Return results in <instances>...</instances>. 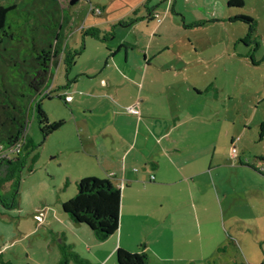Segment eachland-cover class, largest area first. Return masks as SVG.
<instances>
[{
	"label": "rangeland",
	"instance_id": "1",
	"mask_svg": "<svg viewBox=\"0 0 264 264\" xmlns=\"http://www.w3.org/2000/svg\"><path fill=\"white\" fill-rule=\"evenodd\" d=\"M9 1L14 0L0 3ZM23 1L24 4L19 2L21 6L30 9L46 5L54 10L56 6L61 13L70 14V27H64L63 32L68 48L80 52L69 71L64 63L63 71L52 70L55 90H51V98L41 101L50 121L62 119L67 114L65 107L69 108L57 93L68 88L69 79L71 84L89 60H105L101 59L103 54L116 44L111 39L114 31L117 38L138 40L150 51L162 47L158 59L161 64L187 62V70L173 67L171 74H177L182 81V101L188 94L190 112L205 109L211 114L217 146L213 150L214 162L222 165L213 172L207 186L202 182L193 192L194 201L183 189L182 200L187 199L181 206L184 223L173 233L176 255L191 258L193 264H264V172L249 165L255 163L264 168V141L258 139V129L264 123V0H242L241 6H228V0H77L74 4L70 0ZM93 8H100V13H93ZM90 26L109 33L107 38L84 35ZM204 82L208 86L201 87L202 98L194 97L193 85ZM185 87L190 91L186 93ZM182 105L185 106L184 101ZM217 115L219 122H215ZM204 119L192 120L199 123ZM70 132L71 124L64 122L43 140L31 110L24 131L30 143L25 152L27 166L21 173L19 204L9 208L0 202V221L4 214L14 223L20 216L30 214L36 204L56 209V194L67 199L74 196L76 184L69 175L76 173L78 166L74 165L75 153L67 152L76 145V140L70 144L74 142ZM239 157L245 166L237 170L231 165L239 163ZM3 194L10 199L9 183L4 185ZM46 231L42 227L8 252L16 251L17 260L22 262L28 257L36 264L49 262L50 256L58 255L60 247L48 244L51 236ZM30 241L33 245H29ZM179 261L174 264H185ZM151 264L156 262L152 259Z\"/></svg>",
	"mask_w": 264,
	"mask_h": 264
},
{
	"label": "crops",
	"instance_id": "2",
	"mask_svg": "<svg viewBox=\"0 0 264 264\" xmlns=\"http://www.w3.org/2000/svg\"><path fill=\"white\" fill-rule=\"evenodd\" d=\"M111 39L116 40V44L103 54L101 59L105 60L98 63L89 60L71 84L69 79L68 88H61L57 94L69 107H65L67 114L62 120L72 126L70 134L74 142L70 144L76 140V145L67 152L75 153L77 163L74 165L78 169L69 177L73 184L88 176L105 178L120 189L118 229L108 238L96 240L86 225L74 222L61 211L60 204L67 198L56 194V209L36 204L29 210L30 214L20 216L14 223L2 214L0 264H36L31 257L26 262L19 261L16 251L14 254L8 251L42 227L51 236L48 244L55 248L65 244L74 252L76 258L67 264H117V248L145 251L148 264L152 259L156 264H174L179 260L192 263L191 258L176 255L173 233L184 223L181 206L187 199L182 200L183 189L194 201L193 192L202 182L207 186L213 172L222 165L214 162L213 150L217 146L213 141L212 116L205 109L190 112L188 94L183 100L185 106L182 105V81L171 71L173 67L187 70V62L164 65L158 61L162 47L150 51L138 40L117 38L115 31ZM62 63L59 59L52 70L63 71ZM53 77L48 84L50 90H55ZM207 83L193 85L194 97L202 98L201 87L206 88ZM188 91L190 89L185 87V92ZM66 97L70 100L66 101ZM131 105L137 108L138 114L126 110ZM218 116L215 122H219ZM195 117L205 119L197 123L192 120ZM260 130L258 139L264 141ZM233 141L232 136L230 142ZM237 159L239 163L231 166L239 170L245 165L244 160ZM249 165L264 172L262 166ZM38 214L41 220L35 218ZM185 229L189 230V226ZM32 243L30 241L29 245ZM58 252L53 258L49 257V262L39 261L38 264H58L60 248Z\"/></svg>",
	"mask_w": 264,
	"mask_h": 264
},
{
	"label": "trees",
	"instance_id": "3",
	"mask_svg": "<svg viewBox=\"0 0 264 264\" xmlns=\"http://www.w3.org/2000/svg\"><path fill=\"white\" fill-rule=\"evenodd\" d=\"M19 2L24 4L23 0L0 3V144L10 146L24 139L16 157L0 159V202L5 207L18 205L21 173L27 166L25 152L30 143L24 131L31 110L43 140L64 124L62 119L50 121L41 107L43 98H51L41 95L51 78V67L60 59L69 71L75 56L80 53L68 48L63 32L64 27H70V14L61 13L56 6L54 10L46 5L30 9ZM233 5L241 6L242 0H228V6ZM108 34L96 27L84 31V35L100 40H105ZM58 97L62 98L61 95ZM260 127L261 137L264 136V123ZM7 183L11 185L10 199L3 194ZM75 184L74 196L61 202V211L74 222L86 225L98 241L114 234L119 223L120 189L109 179L95 176L79 178ZM59 247L61 259L58 264H67L76 258L65 244ZM115 258L117 264H148L145 251L117 248Z\"/></svg>",
	"mask_w": 264,
	"mask_h": 264
},
{
	"label": "built area",
	"instance_id": "4",
	"mask_svg": "<svg viewBox=\"0 0 264 264\" xmlns=\"http://www.w3.org/2000/svg\"><path fill=\"white\" fill-rule=\"evenodd\" d=\"M92 12L100 13V10L99 8H93ZM50 92H51L50 88L47 87L41 92V95L47 96V95H50ZM65 99L66 101H69L70 97H66ZM126 110L131 114H138V110L134 105L128 106ZM23 141L24 140L21 139L15 144L10 145V146H4L3 144H0V159H4V158L12 159L16 157L21 150V145ZM235 151L236 150L232 148L231 152L235 153ZM35 218L37 220H41V214L36 215Z\"/></svg>",
	"mask_w": 264,
	"mask_h": 264
},
{
	"label": "water",
	"instance_id": "5",
	"mask_svg": "<svg viewBox=\"0 0 264 264\" xmlns=\"http://www.w3.org/2000/svg\"><path fill=\"white\" fill-rule=\"evenodd\" d=\"M77 0H70V4H74Z\"/></svg>",
	"mask_w": 264,
	"mask_h": 264
}]
</instances>
